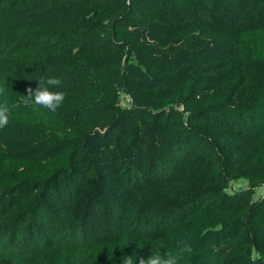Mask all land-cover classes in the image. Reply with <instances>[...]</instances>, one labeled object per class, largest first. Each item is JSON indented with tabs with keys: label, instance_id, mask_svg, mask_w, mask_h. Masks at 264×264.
<instances>
[{
	"label": "trees",
	"instance_id": "1",
	"mask_svg": "<svg viewBox=\"0 0 264 264\" xmlns=\"http://www.w3.org/2000/svg\"><path fill=\"white\" fill-rule=\"evenodd\" d=\"M3 85L0 264H264V0H0Z\"/></svg>",
	"mask_w": 264,
	"mask_h": 264
},
{
	"label": "clouds",
	"instance_id": "2",
	"mask_svg": "<svg viewBox=\"0 0 264 264\" xmlns=\"http://www.w3.org/2000/svg\"><path fill=\"white\" fill-rule=\"evenodd\" d=\"M63 81L56 76L41 77L35 88L31 86L26 89L27 94L23 95L26 104L36 105L55 113L64 103L66 93L59 91ZM7 85L0 86V96H6ZM11 106L7 100H0V129L6 128L10 123ZM194 252V249L187 241H182L175 249L165 250L149 254L146 258L141 256L139 264H182ZM121 264H137L135 255H124Z\"/></svg>",
	"mask_w": 264,
	"mask_h": 264
},
{
	"label": "rangeland",
	"instance_id": "3",
	"mask_svg": "<svg viewBox=\"0 0 264 264\" xmlns=\"http://www.w3.org/2000/svg\"><path fill=\"white\" fill-rule=\"evenodd\" d=\"M123 103H124V106L126 105L125 103H127V100L124 97V95L121 96V105L122 106H123ZM232 185L235 188H240V187L246 186L247 184L243 180H238V181L233 182ZM263 195H264V186L262 185V186H259V187L256 188L253 197H254V199H257V198H259L260 196H263Z\"/></svg>",
	"mask_w": 264,
	"mask_h": 264
},
{
	"label": "built area",
	"instance_id": "4",
	"mask_svg": "<svg viewBox=\"0 0 264 264\" xmlns=\"http://www.w3.org/2000/svg\"><path fill=\"white\" fill-rule=\"evenodd\" d=\"M124 97L126 98V100H127V103H125L126 105L130 102V99L127 97V96H125L124 95ZM123 106H124V103H123Z\"/></svg>",
	"mask_w": 264,
	"mask_h": 264
}]
</instances>
